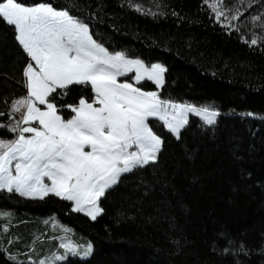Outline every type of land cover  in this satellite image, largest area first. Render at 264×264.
I'll return each instance as SVG.
<instances>
[{
    "label": "trees",
    "instance_id": "16d2710c",
    "mask_svg": "<svg viewBox=\"0 0 264 264\" xmlns=\"http://www.w3.org/2000/svg\"><path fill=\"white\" fill-rule=\"evenodd\" d=\"M52 2L63 7L68 0ZM248 4L217 0L218 7L243 12L232 21L236 32L217 23L204 0H80V10L71 14L88 23L109 51L166 67L162 98L220 115L214 127L190 115L180 139L151 119L164 141L159 162L125 174L101 199L104 211L95 221L52 195L41 200L0 191V212L9 214L0 216V264H39L63 254L60 244L68 241L91 242L92 254H68L53 264H264V3ZM253 15L262 19L253 22ZM253 34L258 44L250 46ZM17 51L0 45L1 56L14 59L12 70H0V89L9 88L7 104L0 100L3 124L16 117L8 107L22 87ZM147 86L156 89L152 82ZM75 95L63 99L71 103ZM58 108L69 118V109ZM15 135L0 127V138ZM141 179L152 183L148 195ZM225 236L236 242L231 254L223 251Z\"/></svg>",
    "mask_w": 264,
    "mask_h": 264
},
{
    "label": "snow or ice",
    "instance_id": "6c2138e0",
    "mask_svg": "<svg viewBox=\"0 0 264 264\" xmlns=\"http://www.w3.org/2000/svg\"><path fill=\"white\" fill-rule=\"evenodd\" d=\"M256 2L264 0H249L248 7ZM204 3L222 27L240 31L232 23L243 16L239 6L233 10V5L218 7L217 0ZM129 6L141 11L139 4ZM80 7V0H68L63 7L54 6L52 0H0V23L13 28L14 39L26 54L22 68L26 95L11 101L10 115L20 113V118L0 123L16 134L13 139L0 138V191L41 200L52 195L70 201L73 212L95 221L104 211L101 199L125 174L159 162L164 141L150 126V118L180 139L190 114L201 126L214 127L220 113L208 106L162 99L156 90L137 87L147 79L161 88L166 67L160 63L149 67L125 51H109L93 38L88 23L71 14ZM261 19L251 16L253 22ZM257 44L253 34L250 46ZM133 71L136 83L118 79ZM74 91L72 102H65L63 98ZM58 104L70 110L69 118L61 115ZM141 184L148 195L152 183L141 179ZM223 239L228 245L223 251L231 254L236 242ZM60 247L64 254L53 260L66 261L69 253L88 257L93 251L90 242H61ZM244 251L241 244L239 252Z\"/></svg>",
    "mask_w": 264,
    "mask_h": 264
},
{
    "label": "rangeland",
    "instance_id": "374dc122",
    "mask_svg": "<svg viewBox=\"0 0 264 264\" xmlns=\"http://www.w3.org/2000/svg\"><path fill=\"white\" fill-rule=\"evenodd\" d=\"M0 45H5V46H8L11 50H12V52H14V54H16V52H15V50H18L17 51V54H18V56H20V58H21V61H20V63H17L16 65H17V67L19 66L20 67V81H21V85H22V87H21V90H20V92H16L15 94H14V96H13V98L14 99H18L20 96H22V95H26V88L24 87V84H23V78H22V68H23V66H24V64H25V55L26 54H24L23 52H22V49L20 48V46L18 45V42L17 41H15V39H13V40H9V29H8V27L4 24V23H0ZM12 56H13V58H15V55H13L12 54ZM140 59V58H139ZM12 60H14V59H4L2 56H1V54H0V70H7V69H10L11 68V70L13 69V63H12ZM142 60V59H141ZM144 61V60H143ZM145 62V61H144ZM146 64V63H145ZM146 66H149L150 67V65H148V64H146ZM132 77H134V71L132 72V73H128L127 74V77H118V79H120V80H124V79H126V78H128L129 79V82H132V83H136L135 82V80L134 79H132ZM2 79L3 78H1L0 79V83L2 82ZM148 82H151V81H147V79H145V80H143V81H140L139 83H136V86L137 87H142L143 88V90H145V91H152V90H156V91H158V94L161 96V94H160V92H161V89H162V86H161V88H159V89H154V88H151V87H149V86H147L148 85ZM8 90H9V88H5V89H0V100H1V102L2 103H4L5 102V100H6V97H7V94H8ZM161 98H162V96H161ZM162 99H164V98H162ZM9 108V111L11 112V108L10 107H8ZM16 114V117L11 121V123H15V121L16 120H18L19 118H20V113H15ZM191 115V114H190ZM190 117V116H189ZM151 119H154V118H150V120ZM10 123V122H9ZM47 182V181H46ZM91 243V242H90ZM64 254V253H63ZM59 255H62V254H59ZM69 255L70 256H78V257H80V258H83V259H85V258H88V257H82V256H80V255H72V254H70L69 253ZM56 256H58V255H56ZM54 257V255L52 254V255H47V256H45L44 258H42V259H38V262L40 261V260H47V261H49V264H53V263H57V262H60V261H56V260H53L52 258Z\"/></svg>",
    "mask_w": 264,
    "mask_h": 264
}]
</instances>
